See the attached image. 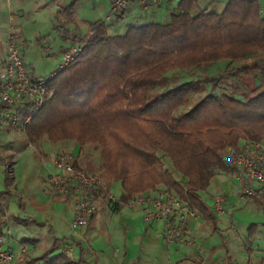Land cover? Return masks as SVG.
<instances>
[{"label":"trees","instance_id":"1","mask_svg":"<svg viewBox=\"0 0 264 264\" xmlns=\"http://www.w3.org/2000/svg\"><path fill=\"white\" fill-rule=\"evenodd\" d=\"M76 2L57 14L71 19ZM123 15L95 23L85 38L64 29L63 39L82 50L45 79L47 96L25 125L26 105L19 108L15 127L36 148L71 142L91 149L99 159L96 176L118 184L123 201L168 190L216 232L217 215L204 195L217 175L239 174L224 162L226 149L264 140L258 5L228 0L218 13L201 9L199 0H180L164 24L110 34ZM212 67L219 72L210 73ZM5 108L0 101V117ZM74 167L84 170L76 161ZM65 242L54 239L37 257L24 254L22 264H87L61 251Z\"/></svg>","mask_w":264,"mask_h":264},{"label":"rangeland","instance_id":"2","mask_svg":"<svg viewBox=\"0 0 264 264\" xmlns=\"http://www.w3.org/2000/svg\"><path fill=\"white\" fill-rule=\"evenodd\" d=\"M72 0H18L14 6H8L7 0H0V15H8L12 13L14 16L11 22L16 35L17 42L22 45L24 53V62L33 78H48L52 73L56 72L61 63L63 53L71 48V40H64V29L73 32L80 38H85L91 33L95 23H112V20L106 21V17L110 10V0H77L74 13L71 19L65 20L64 15L57 14V9L70 4ZM227 0H212L213 5L207 6V11H219ZM260 7L264 11V0H258ZM57 7V8H56ZM145 12L148 16V21L154 23L152 11L143 10L137 4H131L124 18L118 21V33L132 25H141V16ZM157 13L155 19L157 22H163L169 19L168 14H162L161 10L154 11ZM154 14V13H153ZM264 16V15H262ZM6 33H0V51L3 55L5 52ZM260 58L264 59V52L260 53ZM8 122L0 118V193H5L0 197V231H5L4 217L7 209L8 222L10 230L19 231L27 235L29 238L33 235L39 238L38 246L33 251L31 244H27L28 249L33 251L32 255L40 256L49 246V243L54 239V235L50 231L52 225L51 210L68 214V206L66 199L60 197L56 199L55 192L48 184L49 173L55 172L52 166L53 156L56 153H62L66 157L75 159L81 164L84 171L90 174H97L96 167L99 165L98 154L89 148L79 151L78 147L71 142H63L59 145L48 143V147L44 146L40 149L33 145L26 146L19 153L7 151L9 149V135L15 137L17 147L22 148L24 142L18 135L19 130L11 133V130L5 128ZM44 148V149H43ZM40 152V153H39ZM42 152V154H41ZM52 159V160H51ZM12 160L13 177L8 176L6 162ZM87 162V165L85 163ZM167 168L171 169L170 163L164 160ZM90 166V168H88ZM92 174V175H94ZM224 175V173H221ZM219 174V175H221ZM7 175L8 183L4 181ZM217 175V176H219ZM226 175V174H225ZM228 176V175H227ZM97 177V176H96ZM230 177V176H228ZM99 178V177H98ZM216 177L204 195L206 204L211 206V197L217 191L224 189L220 186V178ZM100 179V178H99ZM117 195L116 185L112 189ZM218 193V192H217ZM7 198V199H6ZM65 200V201H64ZM3 201H6L4 204ZM242 205H248L246 211L249 210V203L240 202ZM259 208H255L251 213H247L245 218H242L237 212H234L227 205L224 208V214L217 216V231L211 236L210 242L215 246L223 247L221 234L224 233V238H228L232 233L228 231L229 222L235 223L240 232L245 227L252 223H258L264 218V213L260 208L264 202H258ZM3 205H5L3 207ZM254 206V204H253ZM2 209V211H1ZM47 216V217H46ZM45 217V218H44ZM47 218L46 232L42 231L41 224ZM58 217L54 218V222L62 226V230L58 237L63 235L69 236L77 232L79 229L73 230L59 222ZM211 228L210 225H206Z\"/></svg>","mask_w":264,"mask_h":264},{"label":"crops","instance_id":"3","mask_svg":"<svg viewBox=\"0 0 264 264\" xmlns=\"http://www.w3.org/2000/svg\"><path fill=\"white\" fill-rule=\"evenodd\" d=\"M17 1L18 0H7V4L8 6H14V4H17ZM179 1L180 0H168L164 3L151 5L143 10L150 9V11H152V16L154 15L153 20L155 21L154 24H164L169 21L170 16L176 10ZM227 1L224 3V6ZM255 1L258 5V19L264 21V16H262L264 15V11H262L260 7V2L258 0ZM212 5V0H199V7L201 9L206 10V8H208L207 6L211 7ZM130 6L131 5L126 8L125 14L130 11ZM224 6L219 11H215L219 13ZM155 9L156 11H158V9L161 10L162 14H168L169 19L161 23L157 22V19H155V15L157 14L154 12ZM13 16L12 13L7 16L0 15V33H6L7 27L12 25L11 22L13 21ZM124 16L125 15H123L121 19H123ZM141 17V25L151 23L148 21V16L145 12ZM114 33H118V21H114L110 28V34ZM66 52L67 51L64 53ZM4 54L5 52L2 55L0 51V60L4 57ZM218 69L219 67H212L209 69V72L217 73L219 72ZM6 128H9L8 130H11V133L14 130L16 132L18 131V129L10 123L6 124L4 129ZM18 135L24 142L22 148H18L15 137L12 138L9 135V149H7V151L19 153L29 145L26 143L21 132H19ZM47 144L48 142L42 143L40 149L44 146L48 147ZM37 150L39 151L38 148ZM60 154L62 153H56L52 158L54 159ZM73 160L75 161V159ZM216 177L220 178V186H224V189L221 191L216 190L215 192L225 193V206L228 205L232 211L237 212L236 214H239L242 218H245L246 214L251 213L255 208H259L260 204H258V202H264V190H262L258 184L250 182L249 185L253 188L254 196L247 201L250 207L249 210L246 211L248 205H242L241 207V203L238 200L239 187L236 176L228 177L225 174H221ZM115 185L116 190L118 191L117 195H115L118 197L119 201L125 202V200L123 201L121 199V189L118 184H113L111 187L108 185L106 186L112 191ZM3 195H5V193H3ZM55 195L57 197L55 200L59 199L61 196L66 199L68 214L71 215V218L52 209L51 217L53 223L52 225L49 224L48 227H50L54 239H66L61 251L67 253L73 258L81 257L87 264H264V218L258 223H252L245 227V232L243 230L239 232L237 225L229 222L228 231L232 234L228 238H224V233L221 234L223 247L215 246L210 242L211 236L214 235L213 230L206 226L207 223L197 218L196 220H190L189 222L188 236L192 240V245L180 243L166 245L160 236L162 231L161 224L154 223L152 225H145L142 222L141 211L128 210L118 205L112 206L108 204L106 198L101 194L96 197L95 207L87 225L80 228L72 235L58 237L57 234L58 232H61L62 226L59 223L54 222V218L58 217V221L60 220L61 223H64L65 226L69 227L68 225L72 220V213L68 196ZM3 202L6 204V201ZM4 206L5 205H3V207ZM209 208L211 209V206H209ZM260 208L262 213H264V205L261 204ZM3 209L6 212V216L3 219L6 229L1 232V235L5 234L6 230L10 231V234L4 239L3 247L13 251L22 250L24 252L23 255L28 254L31 255V257H37L38 255H32V253L33 251L35 252L38 246L39 238L34 235L29 238L27 235L20 233L19 231L12 232L7 224L9 218L7 209ZM46 222H48L47 218L41 224L43 232L47 231L46 225H44L47 224ZM252 225L254 226L250 228ZM51 243H49L48 246H50ZM27 244H31L33 251L28 249Z\"/></svg>","mask_w":264,"mask_h":264},{"label":"built area","instance_id":"4","mask_svg":"<svg viewBox=\"0 0 264 264\" xmlns=\"http://www.w3.org/2000/svg\"><path fill=\"white\" fill-rule=\"evenodd\" d=\"M166 1L168 0H111L105 20H112L133 3L147 9L151 5ZM21 46L16 40L12 25H9L6 30L5 54L0 60V101L6 105L0 118L13 126L18 125L20 121V107L26 105L27 108V115L22 121V125H25L37 113L47 96L46 80L32 77L24 62ZM81 50V47H72L64 53L57 70L67 67ZM224 162L239 170L236 179L240 202H247L252 198L253 188L249 185L250 182L258 184L264 190V140L244 143L238 148L228 147ZM74 163L72 158L63 154L56 156L52 160L55 172L50 173L47 179L55 194L68 196L72 213L70 227L73 230L87 225L95 207L96 197L102 194L112 206L141 211L145 225L161 224L160 236L166 245L193 244L188 236L189 222L196 220L198 216L187 202L179 199L174 193L168 190L150 191L121 202L101 179L75 168ZM12 164V160L6 162L8 176L11 178ZM225 203V193L214 194L211 197L212 211L222 216ZM9 234L10 231L6 230L5 234L0 235V264H22V250L13 251L3 247L4 239Z\"/></svg>","mask_w":264,"mask_h":264}]
</instances>
